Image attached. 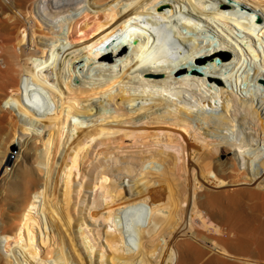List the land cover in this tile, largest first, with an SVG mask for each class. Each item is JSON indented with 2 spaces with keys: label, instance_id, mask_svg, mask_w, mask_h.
Masks as SVG:
<instances>
[{
  "label": "bare ground",
  "instance_id": "obj_1",
  "mask_svg": "<svg viewBox=\"0 0 264 264\" xmlns=\"http://www.w3.org/2000/svg\"><path fill=\"white\" fill-rule=\"evenodd\" d=\"M4 3L0 264H264V0Z\"/></svg>",
  "mask_w": 264,
  "mask_h": 264
},
{
  "label": "rangeland",
  "instance_id": "obj_2",
  "mask_svg": "<svg viewBox=\"0 0 264 264\" xmlns=\"http://www.w3.org/2000/svg\"><path fill=\"white\" fill-rule=\"evenodd\" d=\"M239 2L240 3H244V5L245 6H247V5H249L247 2H249V0H239ZM2 3H4V0H2V2H0V5H4V4H2ZM241 5H243V4H241ZM1 7H3V6H1ZM1 7H0V9H1ZM248 7H251V6H248ZM4 8V7H3ZM2 11V12H1ZM1 11H0V18H2V19H0L1 21V23L3 22H5L4 24L2 23H0V33H2L1 34V36L0 37H2V39H0V42L3 44V42H4V45L5 44H7L6 42V39H4V35H6V37L5 38H7L8 39V35L9 34H7V32L8 33H10L11 32V28H12V23H10L9 22V20H6L5 18H9V17H11V14L9 13V12H7L8 14H6V15H4L5 14V12H4V10H2L1 9ZM258 12H259V10H257ZM4 12V13H3ZM261 13H263V12H261ZM2 15H4V17L2 16ZM6 16V17H5ZM254 26H255V29H258L259 27H258V25L256 24V23H252ZM257 26V27H256ZM7 28V30H5ZM217 28V27H216ZM134 29H133V27H131V31H133ZM217 30H219L220 32H222L221 34H223L225 37H227V38H229L228 37V35L226 34V33H224L223 31H221L220 29H217ZM2 31V32H1ZM3 32H6V33H3ZM238 34V33H237ZM10 36V35H9ZM238 39V38H237ZM4 40V41H3ZM229 40V39H228ZM233 41V40H232ZM238 41H239V39H238ZM229 43H230V40H229ZM230 44H232V46H235L232 42L230 43ZM4 45H0V48L1 47H3ZM245 46V45H244ZM230 52V50H227L226 51V53H229ZM231 57H233V56H231ZM218 86H220V88H221V85L220 84H218ZM224 88V87H223ZM223 90V89H222ZM224 90H225V88H224ZM207 108H205V107H201V108H196L195 110H196V112H194V114H195V116H194V120H193V122L195 123V125L197 126V127H199L201 124H199L198 125V123H201V122H203L204 120H205V117H206V113L208 114V115H210V114H213L214 116L216 115V114H220V113H222V109H221V107H212V106H206ZM205 111H204V110ZM216 109V110H215ZM218 109V110H217ZM198 110V111H197ZM214 110V111H213ZM220 110V111H219ZM218 112V113H217ZM215 113V114H214ZM196 118V119H195ZM195 120H196V122H195ZM203 124H204V122H203ZM3 125V126H2ZM1 126H0V145L3 143V140H5V138H6V135L8 134V127H7V125L4 123V124H2ZM202 126V125H201ZM5 130V131H4ZM230 132V133H229ZM228 133H227V136H229V137H231L230 139H235L234 141H237V140H239L238 139V137H239V131L238 130H236V129H234V131H229ZM220 135H222V134H220ZM219 135V136H220ZM5 136V137H4ZM215 136V135H214ZM214 136H212L211 137V139H214L215 137ZM237 138V139H236ZM17 142H16V146H15V155H17L16 153H18L19 152V149H18V142L19 141H21V138L19 137H17ZM1 147V146H0ZM12 154V153H11ZM3 189H5V186L4 185H2V184H0V193L2 192V191H4ZM97 225V224H96ZM98 228H100V226L98 227ZM82 230H84L85 232H88V233H90V231H89V228L87 227V226H85V224H83L80 228H79V231H82ZM102 240V237L100 238V241Z\"/></svg>",
  "mask_w": 264,
  "mask_h": 264
}]
</instances>
